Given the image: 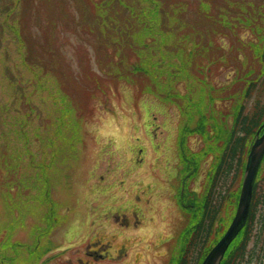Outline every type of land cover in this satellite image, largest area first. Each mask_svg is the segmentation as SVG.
<instances>
[{"label":"trees","instance_id":"16d2710c","mask_svg":"<svg viewBox=\"0 0 264 264\" xmlns=\"http://www.w3.org/2000/svg\"><path fill=\"white\" fill-rule=\"evenodd\" d=\"M95 9L103 14V24L85 26L96 39L93 47L101 74L91 71L83 83L97 88L99 79L108 77L112 87L125 83L138 87L142 95L175 106L180 115L179 150L187 142L186 136H198L205 151L218 159L214 178L224 163V174L236 172L238 176L239 155L243 150L248 154L264 123V104L248 105L259 87L264 89V0H130L116 11L110 1L101 0ZM101 51H110L108 60L101 57ZM217 67L234 69L233 83L212 84ZM178 83L186 85L185 93L178 90ZM200 87L203 91L198 93ZM46 92L45 115L34 109L23 111L22 101L13 103L16 109L2 106L0 111V175L4 171L5 196L16 203L6 204L7 222L3 224L8 228L27 222L42 232L43 225L59 223L61 208L53 198L57 188L52 177L70 178L69 172H64L75 167L71 165L80 160L85 144L80 112L87 110V105L79 106L62 88L58 96L48 87ZM227 101L228 110L224 111L221 104ZM181 159L187 165L181 188L188 190L194 168L183 151ZM19 167L26 169L24 181L14 178ZM242 169L241 165L240 174ZM233 181L230 219L241 186L239 179L232 193ZM14 186L17 190L13 193ZM218 214L214 213V221ZM224 232L225 228L217 233L214 244ZM242 234L232 242L221 264H235L244 257L248 238L244 235L243 241Z\"/></svg>","mask_w":264,"mask_h":264},{"label":"rangeland","instance_id":"374dc122","mask_svg":"<svg viewBox=\"0 0 264 264\" xmlns=\"http://www.w3.org/2000/svg\"><path fill=\"white\" fill-rule=\"evenodd\" d=\"M100 1L0 0V111L2 106L16 109L13 103L16 101L20 104L22 101L23 111L34 109L33 111L45 115L43 100L47 101L48 98L47 87L57 96L62 88L75 98V103L79 106L87 105V110L80 112L83 114L85 134L80 160L71 165L75 167H67L64 172H69L70 178L62 173L59 174L62 175L60 177H52L57 188L53 198L60 204L64 224L94 222L99 216L97 213L101 204L104 213L110 205L120 204L131 196V184L147 175L142 174V171L133 174L130 170L132 167L129 164H132L133 159L142 157L137 151L142 147L149 148V142L159 144L167 135L172 137L170 145L174 148L179 132L180 115L176 107L155 96L140 94L138 87L125 83H120L118 88L112 87L108 77L100 78L97 88L94 84L83 83V79H86L85 76L91 71L101 74L93 47L96 39L85 26L91 28L99 23L103 24V14L95 9V5ZM105 1L111 2L114 11L122 2H130ZM220 45H224L227 51L225 42ZM101 52V57L108 60L110 51ZM234 78L235 70L231 67H223L222 70L217 67V72L210 82L223 86L225 82L233 83ZM177 85L178 90L185 93L186 85ZM86 87L94 89L95 92L85 93ZM259 88L249 100V106L256 102L264 104V89ZM202 91L200 87L197 92ZM12 93L15 98L11 97ZM88 93H91V90H88ZM228 103L227 101L221 104L224 111L228 110ZM2 117L0 114V119ZM2 124L0 123V130ZM148 128L152 133L151 140L146 131ZM201 144L203 156L193 154L197 165L202 164L206 156H210L205 151V143ZM181 147L188 159L193 158L189 155L192 154L189 142H184ZM154 157V153L149 154L145 167ZM186 166L182 164L183 169ZM24 172L26 169L19 167L15 180L24 181ZM1 174L0 235L4 231L5 242L0 243V263L16 264L14 243L18 238L25 239L26 235L16 226H1L3 222H7L6 204L15 203L5 196L4 171H1ZM176 185L177 179L172 188ZM16 190L17 186H14L11 191L14 193ZM115 198L122 200L116 201ZM112 202L116 203L113 205ZM263 210L264 204L261 207V211ZM76 214L81 219H75ZM252 244H249V250L252 249ZM261 249L264 255V243Z\"/></svg>","mask_w":264,"mask_h":264},{"label":"flooded vegetation","instance_id":"af4514ba","mask_svg":"<svg viewBox=\"0 0 264 264\" xmlns=\"http://www.w3.org/2000/svg\"><path fill=\"white\" fill-rule=\"evenodd\" d=\"M146 131L151 140L150 128ZM171 140L172 137L167 135L159 144L149 142V148L142 147L137 151L142 157L133 159L129 164L132 167L130 170L133 174L142 171L147 175L131 184V196L127 199L115 198L116 201L122 200L120 204L112 202L115 205H110L104 213L102 204H99V216L94 222L64 224L62 216L54 226L43 225L42 232L37 231L35 224L32 226L26 222L20 229L26 238H18L14 243L15 263L201 264L215 245L217 233L223 228L226 232L234 217L236 207L230 219V210L234 205L230 200V180H234V193L241 174L243 176L247 155L244 150L239 155L238 176L236 172L232 176H228V172L224 174V163L215 179L213 166H217L218 159L210 153L197 167L193 154L203 156L202 141L197 136L187 138L192 150L190 155L193 158L190 160L194 171L188 190H183L182 149L178 147L180 133L177 132L174 148L170 145ZM151 153L155 157L145 167ZM241 165L243 169L240 174ZM176 179L177 185L173 189ZM263 187L264 157L257 172L246 227L241 235L243 241L244 235L248 238L246 253L235 264H264L261 249L264 243V210L261 211L264 204ZM215 212L219 214L214 221ZM77 216L74 218L81 219ZM1 226L7 227L5 223ZM1 242H5L4 231L0 235ZM249 244H252L251 250Z\"/></svg>","mask_w":264,"mask_h":264},{"label":"water","instance_id":"95a60500","mask_svg":"<svg viewBox=\"0 0 264 264\" xmlns=\"http://www.w3.org/2000/svg\"><path fill=\"white\" fill-rule=\"evenodd\" d=\"M264 124L257 130L248 154L239 200L234 218L224 236L212 248L202 264H220L229 245L246 224L253 196V186L264 156Z\"/></svg>","mask_w":264,"mask_h":264}]
</instances>
